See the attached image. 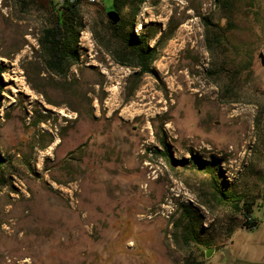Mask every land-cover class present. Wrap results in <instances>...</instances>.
I'll use <instances>...</instances> for the list:
<instances>
[{
  "label": "rangeland",
  "instance_id": "obj_1",
  "mask_svg": "<svg viewBox=\"0 0 264 264\" xmlns=\"http://www.w3.org/2000/svg\"><path fill=\"white\" fill-rule=\"evenodd\" d=\"M90 2L61 76L39 43L46 0H0V264H264V0H147L134 30L157 55L142 76L101 43L113 0ZM192 154L256 195L257 228L177 162ZM185 208L208 246L176 239Z\"/></svg>",
  "mask_w": 264,
  "mask_h": 264
},
{
  "label": "trees",
  "instance_id": "obj_2",
  "mask_svg": "<svg viewBox=\"0 0 264 264\" xmlns=\"http://www.w3.org/2000/svg\"><path fill=\"white\" fill-rule=\"evenodd\" d=\"M85 0H66L57 6L55 0H46L45 9L49 19L47 25L42 29L39 38L43 59L47 70L57 75H66L72 65L81 59L80 37L84 28V16L82 4ZM147 0H113V9L121 14L119 23L114 24L108 19L110 39L101 42L110 51L117 62L122 65L138 69L139 76L152 72V65L157 55L156 45L151 46V37L147 34H137L134 30V23L142 5ZM231 6L233 0H224ZM93 3V2H90ZM126 9L127 12L123 14ZM216 40L221 41V36L215 34ZM117 43L119 46L115 45ZM113 44V46H111ZM211 51L215 49L213 38L209 40ZM4 69L0 67V92L5 88L6 83L3 77ZM165 150L162 152L168 160L176 161L164 142ZM7 162L0 153V184H6L3 167ZM177 162L187 165L189 162L202 171L212 174L211 198L218 205L230 206L245 216V224H257L258 221L252 215L256 204L254 193H243L239 190H232L225 187L218 179L217 172L220 170V162L216 160H205L192 154L190 158H183ZM251 217V220L249 219ZM200 219L191 209L185 208L181 218L176 224L177 240L182 241L185 246H191L199 242L208 246L210 243L201 241ZM204 254V252H203Z\"/></svg>",
  "mask_w": 264,
  "mask_h": 264
},
{
  "label": "water",
  "instance_id": "obj_3",
  "mask_svg": "<svg viewBox=\"0 0 264 264\" xmlns=\"http://www.w3.org/2000/svg\"><path fill=\"white\" fill-rule=\"evenodd\" d=\"M108 18L114 23L117 24L121 20V14L116 10L112 9L107 13ZM262 63L264 64V53H261ZM213 253V248H209L207 251V256H210Z\"/></svg>",
  "mask_w": 264,
  "mask_h": 264
},
{
  "label": "crops",
  "instance_id": "obj_4",
  "mask_svg": "<svg viewBox=\"0 0 264 264\" xmlns=\"http://www.w3.org/2000/svg\"><path fill=\"white\" fill-rule=\"evenodd\" d=\"M258 208H259V209H264V200H263V202H262L261 204H259ZM254 212H255V211H254ZM254 218H256L257 221L260 223V219H258L259 217H257L256 213H255Z\"/></svg>",
  "mask_w": 264,
  "mask_h": 264
},
{
  "label": "built area",
  "instance_id": "obj_5",
  "mask_svg": "<svg viewBox=\"0 0 264 264\" xmlns=\"http://www.w3.org/2000/svg\"><path fill=\"white\" fill-rule=\"evenodd\" d=\"M70 1H74V0H70ZM89 1L94 2V1H98V0H89ZM249 219L251 220V217H250ZM251 221H252V220H251ZM250 228H253V229L257 228V224H251V225H250Z\"/></svg>",
  "mask_w": 264,
  "mask_h": 264
}]
</instances>
